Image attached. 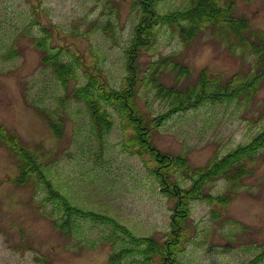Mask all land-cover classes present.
<instances>
[{"label": "rangeland", "instance_id": "1", "mask_svg": "<svg viewBox=\"0 0 264 264\" xmlns=\"http://www.w3.org/2000/svg\"><path fill=\"white\" fill-rule=\"evenodd\" d=\"M130 1L0 0V126L23 150L21 154L11 151L0 137V264H108L111 253V244L102 241L107 228L87 219L76 220L72 234L65 237L44 214L52 205L45 201L43 186L35 191L34 179L13 183L18 164L28 153L73 205L112 217L137 237L160 240L169 231L172 202L160 192L139 156L122 149L128 132L118 117L113 115L115 124L103 137L99 151L84 109L70 96L73 86L84 83L83 73L97 69L109 87L119 88L125 72L122 51L136 20ZM233 1V15L248 22L245 35H264V0ZM183 6V0L157 3L159 12ZM33 12L43 25L60 29L55 45L70 46L83 59L84 69L76 70L66 93L51 69L41 64L42 52L33 45L39 31L31 25ZM108 21L112 34L103 30ZM248 53L228 50L211 28L184 43L176 29L162 27L139 62L145 69L172 55L189 70L186 83L194 82L202 69L222 77L245 72L251 62ZM174 75L167 71L158 80L169 85ZM137 92L149 118L167 110L161 100L153 98L149 86L141 84ZM50 118L63 123L58 140L49 129ZM263 125L264 84L249 102L206 103L172 116L158 129L153 143L161 152L184 154L191 168H200L215 156L250 142ZM253 159V173L227 205L190 203V224L196 233L179 255L182 264H246L264 250V149ZM226 187L218 180L209 183L207 190L217 196ZM258 264H264V259Z\"/></svg>", "mask_w": 264, "mask_h": 264}, {"label": "trees", "instance_id": "2", "mask_svg": "<svg viewBox=\"0 0 264 264\" xmlns=\"http://www.w3.org/2000/svg\"><path fill=\"white\" fill-rule=\"evenodd\" d=\"M183 1L182 8L159 12L158 0H131L130 7L136 20L130 39L122 51L125 72L119 88L109 87L97 69L94 72L85 71L84 83L73 86L70 91V96L84 109L99 151L103 149V137L115 124L113 115L118 117L124 132H128L127 139L121 142L122 149L139 156L155 177L160 192L172 202L169 231L164 238L157 240L152 236H134L114 218L73 205L46 177L44 166L33 154L25 155L22 163L18 164V176L13 179V183L18 185L34 179L35 191L37 186H43L45 201L52 205L44 214L50 219L52 228L65 237L72 234L76 220L87 219L107 228L108 232L102 241L111 244L108 264H182L179 255L191 240L192 233H196V228L190 224V203L203 201L210 206L227 205L242 181L253 173L251 165H254V155L264 149V125L250 142L239 145L221 157L215 156L200 168H191L184 154L161 152L154 145L158 129L172 116L206 103L216 105L241 99L249 102L264 84V35L253 32L249 36L245 35L248 22L242 16L233 15L234 1ZM33 17L31 25L35 24L39 28L33 45L42 52L40 62L51 69L54 79L66 93L69 80L76 77V70L84 69L83 59L70 46L53 43L55 33L60 34V29L54 25H43L34 12ZM112 26L111 21H108L103 25V30H110L112 34ZM162 27L176 29L184 43L191 42L200 32L211 28L217 39L231 52L239 49L242 54L248 50L246 58H251L250 67L231 77L210 76L202 69L194 82L186 83L183 81L188 78L189 70L174 61L172 55L161 57L143 69L140 57L154 44L158 29ZM7 54L11 57L10 52ZM167 71L175 73L169 85L158 80ZM141 84L149 86V90L154 92L153 98L161 100L167 107L166 111L152 118L142 111L137 92ZM48 123L54 138L60 139L62 121L56 122L50 118ZM7 136L5 129L0 126V137L6 146L17 154L23 153L16 140ZM218 180L224 181L228 187L224 194L213 196L207 186ZM211 213L217 217L214 209ZM262 259L264 250L246 264H258Z\"/></svg>", "mask_w": 264, "mask_h": 264}]
</instances>
